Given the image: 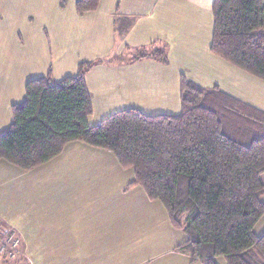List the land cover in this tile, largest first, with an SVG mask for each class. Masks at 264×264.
I'll use <instances>...</instances> for the list:
<instances>
[{
    "label": "crops",
    "instance_id": "obj_1",
    "mask_svg": "<svg viewBox=\"0 0 264 264\" xmlns=\"http://www.w3.org/2000/svg\"><path fill=\"white\" fill-rule=\"evenodd\" d=\"M76 1L0 0V131L10 125L11 105L24 99L28 80L49 72L58 81L76 75L80 63L95 60L84 75L91 126L126 108L147 115L179 113L182 75L257 105L224 85L235 70L209 50L213 0H99L97 9L83 14L77 13ZM152 45L166 46V64L129 60L131 50ZM36 179L50 182L45 186L50 193H44L49 198L31 197ZM133 179L134 170L121 166L112 152L82 141L66 143L57 156L30 170L0 160V186H19L17 192H0V219L18 231L24 255L31 248L52 255L53 264L61 257L75 264L74 255L100 253L105 264H134L135 252L125 239L141 219L132 213L140 202L133 198L138 192ZM143 193L148 245L163 246L160 255L175 253L181 264H198L177 250L186 235L171 245L160 234L151 237L148 215L162 209L149 210L156 201ZM118 255L122 258L114 262Z\"/></svg>",
    "mask_w": 264,
    "mask_h": 264
},
{
    "label": "trees",
    "instance_id": "obj_2",
    "mask_svg": "<svg viewBox=\"0 0 264 264\" xmlns=\"http://www.w3.org/2000/svg\"><path fill=\"white\" fill-rule=\"evenodd\" d=\"M209 50L264 80V0H213ZM99 0H77L78 14ZM130 61L166 64V46L131 50ZM98 60L82 62L74 76L55 81L48 72L28 80L25 97L11 105L10 125L0 131V160L30 170L82 141L108 150L134 170L133 184L166 208L186 240L177 250L202 264H264V110L180 77V112L116 111L95 125L84 75ZM3 226L0 219V227ZM3 264H28L20 253ZM5 258V259H4Z\"/></svg>",
    "mask_w": 264,
    "mask_h": 264
},
{
    "label": "rangeland",
    "instance_id": "obj_3",
    "mask_svg": "<svg viewBox=\"0 0 264 264\" xmlns=\"http://www.w3.org/2000/svg\"><path fill=\"white\" fill-rule=\"evenodd\" d=\"M131 50V49H130ZM228 63V62H226ZM229 66H231L235 71L233 74V80L228 81L227 83H224L225 86H232L234 87L235 91H237L238 94H240L244 99L246 98L252 103H256L257 107H264V80L255 76L254 74H250L246 72L243 69L237 68L236 66L232 65L231 63H228ZM221 88V87H220ZM245 99V100H246ZM3 160V159H2ZM5 161V160H3ZM13 165V164H12ZM39 166V165H38ZM14 167H17L14 165ZM132 169V168H131ZM48 170V169H47ZM46 171V170H45ZM43 171V172H45ZM42 172V173H43ZM50 177V174L45 176L44 178ZM262 179L264 180V174L261 176ZM41 178V177H40ZM35 184L32 190L31 197L34 199H43L44 197H50V195H45L44 193H50V190H46L45 186L50 185V182H39V179L35 180ZM38 182V183H37ZM137 185V184H134ZM138 186V192L134 190V197L133 198H138L140 199V202L138 206H134L132 209V213L134 215L138 214L140 215L141 219L140 222H137V228L134 230L125 233V239L128 241V243L132 246L130 247V250L133 249V252H135V255L133 256V263L134 264H181V259L180 262H176L175 253H169L167 256L163 257L160 255V252L163 246L155 245L152 246L148 245V240H147V228H146V217H145V210L146 207L144 205V193H143V188L140 185ZM6 190L10 192H17L19 190L18 184L11 183L9 186L5 185ZM0 186V192L4 191ZM5 192H8L6 191ZM127 193V192H126ZM12 197L15 198V194H12ZM126 197V196H125ZM264 195L262 196V198ZM12 198V199H13ZM20 199V198H19ZM18 199V200H19ZM36 199V200H37ZM156 201V204H153V206H150L148 209L153 210L156 208L162 209L160 212H154V213H149L148 217L150 220V226L152 228V234L151 237L155 238L156 235L160 234L164 239L168 240L169 245L175 242H179L180 240L179 236L181 234L185 235V232L183 231L182 228H175L171 225L169 216L167 215V210L164 207V205L158 200V199H153ZM152 200V201H153ZM158 205V206H157ZM156 222H159V227H156ZM264 221H259L257 226L254 229L255 234H260L262 233L261 227L263 226ZM0 228H7L11 232L14 233L19 239V248L20 252L16 254V256L12 259L8 260H14L21 252V238L19 236V233L17 230L13 229L12 227L8 225H4ZM264 231V230H263ZM260 233V234H259ZM155 242V241H154ZM24 248L26 249L25 245ZM23 254V253H22ZM24 255V254H23ZM110 256H115L114 254H108ZM26 258L28 260H31L33 264H53L52 261V255L48 254H37L33 253L31 251V248H28V252L26 249ZM61 255L58 256V258ZM68 257V255H66ZM75 257V264L79 262L80 264H105V261H103L104 258H106L105 254H89V255H74ZM30 258V259H29ZM121 255H118V258H114V262H119L121 259ZM3 258L0 255V264H3L2 260ZM5 259V258H4ZM214 260H216L217 264H227L226 260H224L223 256L217 255L214 257ZM196 262L198 264H202L200 261ZM29 264V263H28ZM31 264V263H30ZM60 264H66L63 262V258L61 257V263ZM69 264V263H68ZM72 264V260H71Z\"/></svg>",
    "mask_w": 264,
    "mask_h": 264
},
{
    "label": "built area",
    "instance_id": "obj_4",
    "mask_svg": "<svg viewBox=\"0 0 264 264\" xmlns=\"http://www.w3.org/2000/svg\"><path fill=\"white\" fill-rule=\"evenodd\" d=\"M19 238L7 228H0V255L12 259L20 252Z\"/></svg>",
    "mask_w": 264,
    "mask_h": 264
}]
</instances>
